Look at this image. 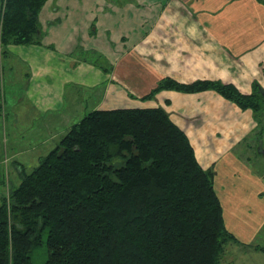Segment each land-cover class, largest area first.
Instances as JSON below:
<instances>
[{"label": "crops", "instance_id": "crops-1", "mask_svg": "<svg viewBox=\"0 0 264 264\" xmlns=\"http://www.w3.org/2000/svg\"><path fill=\"white\" fill-rule=\"evenodd\" d=\"M37 26V41L0 51V162L13 161L20 171L23 152L75 123L68 124V114L162 107L201 168L212 172L235 242L264 254L256 236L241 241L229 220L249 223L264 200V113L211 88H163L149 96L165 78L220 81L243 94L255 83L264 89V1L46 0ZM35 124L56 129L37 143L28 139L22 150L8 142V131L14 141ZM46 153L38 150L31 159Z\"/></svg>", "mask_w": 264, "mask_h": 264}, {"label": "trees", "instance_id": "trees-1", "mask_svg": "<svg viewBox=\"0 0 264 264\" xmlns=\"http://www.w3.org/2000/svg\"><path fill=\"white\" fill-rule=\"evenodd\" d=\"M46 0H0V45L37 41ZM264 1V0H262ZM214 89L264 113V89L220 81L161 80L157 90ZM220 264L236 241L223 220L212 172L162 107L92 110L73 123L0 199V264ZM264 250V247H256Z\"/></svg>", "mask_w": 264, "mask_h": 264}, {"label": "rangeland", "instance_id": "rangeland-1", "mask_svg": "<svg viewBox=\"0 0 264 264\" xmlns=\"http://www.w3.org/2000/svg\"><path fill=\"white\" fill-rule=\"evenodd\" d=\"M1 7V6H0ZM1 13V12H0ZM2 46L0 45V51H1ZM6 84V83H5ZM8 89V88H7ZM6 89V91H8ZM87 112V110L85 111ZM85 113H80L79 115L75 114H68V124L70 125L73 122H76L79 120L81 117L84 116ZM66 123V121H65ZM61 126V125H60ZM64 126V124L62 125ZM39 124H35L32 126L30 130H23L20 134H16V138L13 139L10 137V131L7 133V139L9 143L17 144L20 150L22 148H25V144H28V139L34 140V142H38V140H42L44 138H47L49 136V131L56 129L54 127H51L50 125L48 127H45L43 130L38 129ZM60 128V127H57ZM36 131V132H35ZM18 133V131H17ZM33 134H36L33 137ZM58 138L60 137H55L52 138L53 140H44L41 145H37L31 152L28 154L27 152H23L21 155V163L19 165H23L20 171H14V167L16 166V163L13 161H1L0 162V199L3 196H8L10 190H12L14 187L18 185L20 182V172L23 169L25 172H30L39 162L40 157L35 159H31L33 155L38 151V150H45V152H48V150L52 149L57 141ZM16 141V142H15ZM45 143L47 144V147H45ZM49 146V147H48ZM47 148V149H46ZM35 156V155H34ZM42 157V156H41ZM5 158V157H4ZM5 160V159H4ZM17 170V169H16ZM264 197V195H261V198ZM264 200H261V204L259 205L257 211H252L253 215V220H251L249 223H245V221L242 219L240 221H237L236 223H233L236 219L234 217H229L230 223L233 225V230L236 234V236L241 240V241H248L254 236L257 238V243H260L261 245H264V220L259 221L260 218H264ZM254 221V222H253ZM247 226V224H251ZM256 229V232H255ZM254 233V234H253ZM45 237L46 233L43 232L42 234V244L38 245L36 248L33 249L32 251V260L35 264H43L45 258H46V247H45ZM224 254L221 258L220 264H264V254L260 252H254V250H245L243 248V244L235 241H228L224 245Z\"/></svg>", "mask_w": 264, "mask_h": 264}]
</instances>
